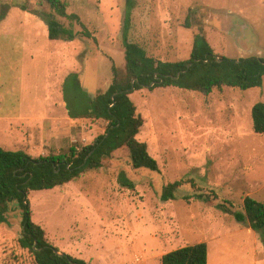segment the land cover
Listing matches in <instances>:
<instances>
[{
  "label": "rangeland",
  "instance_id": "rangeland-1",
  "mask_svg": "<svg viewBox=\"0 0 264 264\" xmlns=\"http://www.w3.org/2000/svg\"><path fill=\"white\" fill-rule=\"evenodd\" d=\"M66 2L81 21L61 20L77 32L86 27L97 41L82 33L72 41L51 40L47 25L22 9L48 11L46 4L0 0V147L33 158L71 146L81 150L105 132L104 120L72 124L64 118L63 87L72 73L95 96L111 84L113 62L122 71L126 66L127 0ZM133 2L129 40L154 58L189 59L201 30L219 55L264 58V0ZM130 97L144 119L138 139L148 144L159 171L134 168L123 147L102 168L53 189L31 190L32 220L49 242L92 264H162L164 254L199 242L208 244L209 264H264V233L217 207L243 211L247 196L264 202V134L254 132L252 118L253 106L264 102V81L209 95L143 88ZM53 116L59 117L55 123ZM9 119L16 122L12 130ZM177 181L183 182L177 199L163 201V188ZM197 193L215 199L206 203ZM22 219L13 203L8 223L0 224V264H37L19 243Z\"/></svg>",
  "mask_w": 264,
  "mask_h": 264
},
{
  "label": "trees",
  "instance_id": "trees-1",
  "mask_svg": "<svg viewBox=\"0 0 264 264\" xmlns=\"http://www.w3.org/2000/svg\"><path fill=\"white\" fill-rule=\"evenodd\" d=\"M39 1L46 4L49 10H32L27 5H23L22 9L37 15L47 25L51 40L72 41L82 33L97 41L86 27L83 32H77L72 25L66 26L61 20L68 18L72 23L81 21L77 14L68 13L66 0ZM133 6V0H127L122 29L125 70L122 71L113 62L111 84L105 92L95 96L83 88L80 75L76 72L67 78L63 87L70 118L104 120L108 123L105 132L92 144L81 147V150L71 146L59 154L39 158H33L23 150L12 151L0 147V224L8 223L12 204L18 203L23 210L22 225L25 227L19 243L33 253L37 264L92 263L60 252L49 242L45 229L32 220L28 197L31 190L53 189L75 180L87 169L102 168L104 161L123 147L128 148L134 168L159 171V163L151 155L148 144L138 139L144 119L130 97L134 91L172 86L209 95L214 89L225 86L247 90L263 85L264 58L250 56L235 59L219 55L202 32L204 30L195 35L187 60L164 61L150 56L142 45L129 40ZM3 19L0 13V21ZM186 27H191L189 22ZM252 118L254 132L264 134V102L253 106ZM182 184V181H177L166 185L161 199H177ZM127 186L132 184L127 183ZM196 197L206 203L215 199L205 193H197ZM217 207L233 215L238 222L248 223L254 231L264 233V202L247 196L243 211L234 210L226 203H219ZM161 261L162 264H209L208 244L199 242L180 247L164 254Z\"/></svg>",
  "mask_w": 264,
  "mask_h": 264
},
{
  "label": "crops",
  "instance_id": "crops-1",
  "mask_svg": "<svg viewBox=\"0 0 264 264\" xmlns=\"http://www.w3.org/2000/svg\"><path fill=\"white\" fill-rule=\"evenodd\" d=\"M64 108H65V110H66V112L68 113V110H67V108H66V103L64 102ZM59 117H57V116H53V117H51V120H52V122L53 123H55V121H58L57 119H58ZM64 118H66L70 123H72L73 124V122L74 121H76V120H79V119H72V118H70V116H69V114H64ZM12 120L13 119H9V121H8V126L10 127V129L12 130V128L14 127V125H15V123L16 122H12ZM55 134V133H54ZM22 135H20V137H21Z\"/></svg>",
  "mask_w": 264,
  "mask_h": 264
},
{
  "label": "water",
  "instance_id": "water-1",
  "mask_svg": "<svg viewBox=\"0 0 264 264\" xmlns=\"http://www.w3.org/2000/svg\"><path fill=\"white\" fill-rule=\"evenodd\" d=\"M191 65V64H190ZM88 159V157L86 158V160ZM23 229H25V227H23ZM36 244H37V242H36ZM36 244H35V246H36Z\"/></svg>",
  "mask_w": 264,
  "mask_h": 264
}]
</instances>
